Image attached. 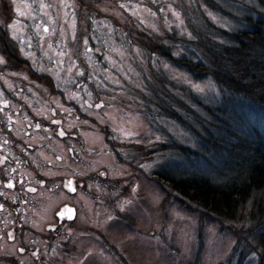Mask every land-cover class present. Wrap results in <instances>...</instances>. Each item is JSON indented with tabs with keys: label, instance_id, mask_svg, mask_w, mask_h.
Returning <instances> with one entry per match:
<instances>
[{
	"label": "rangeland",
	"instance_id": "rangeland-1",
	"mask_svg": "<svg viewBox=\"0 0 264 264\" xmlns=\"http://www.w3.org/2000/svg\"><path fill=\"white\" fill-rule=\"evenodd\" d=\"M215 1L227 9V16L211 10L205 0H0V29L6 31V40L11 44L5 50L0 41V76L6 83L3 100L8 101L11 111L16 106L21 108L20 116L28 118L30 124L36 120L37 113L42 115L43 130L35 132L48 137H43L46 147L40 155L44 158L34 159L45 162L46 167L52 163L57 167L41 170L22 164L26 168L5 177L0 171L3 198L0 203L9 199L18 201L17 212H9L0 219V231L7 226L10 228L13 225L10 221L15 222V237L10 241L7 237L0 238L3 254L11 260L14 256L17 264H43L41 260L35 262L31 250L22 254L18 250L33 246L39 247L41 252L48 231L55 225L64 233L58 239L51 236L57 245L65 241L64 264H125V261L127 264H193L199 261L217 264L225 261L235 247L237 236L225 227L213 225L217 221L210 225L195 224V214L190 216L183 209H176L178 205L173 202L169 203L172 205L166 215V211L161 213L158 208L161 190L149 178L150 172L159 169L178 173L195 165L207 172L208 161L201 159L196 163L190 161V165L183 162L172 165L167 159H181L179 151L162 147V143L176 140L196 150L200 141L168 117L149 121L134 110L133 99H126L132 97L134 67L138 70L143 67L133 58L138 55L143 61L146 59L147 64L151 60L150 64L160 65L167 76L178 85L198 92L206 103L223 105L221 91L209 77L195 81L191 75L171 65L167 57L151 58L146 49L129 47L124 41L125 30L133 28L135 21L153 32L157 39L168 32L187 38L188 41L174 45L173 50L178 54L185 52L186 43L195 39L196 34L192 32L195 25L200 37L210 26L208 20L213 27L236 30L241 28L238 22L248 11L245 4H256L255 0ZM91 5L102 15L96 12L91 18L89 12L94 11ZM118 23L124 30L116 25ZM207 31L212 32V29L207 28ZM0 35L3 36L1 32ZM10 47L18 57L28 61L30 67L13 61ZM44 73L52 77L65 98L54 95L47 81L37 77V74L45 77ZM134 77L144 82L139 72ZM191 104L197 109L194 102ZM60 115H63L61 126L69 134L65 138L58 136V127L48 119ZM23 118L18 117L17 121L23 122ZM28 138L22 142L24 146L30 148L29 143H38L37 137ZM124 142L141 145L140 149L144 150L145 146L160 142L161 151L154 153L164 156L152 162L146 158L145 164L149 166L145 167L139 158L133 161L138 152L122 148ZM112 145L120 150L121 156L112 152ZM21 149L13 148V155H19ZM51 150L54 152L50 153ZM21 157L23 163L34 162L27 155ZM216 159L214 155L208 158L209 163L221 166L222 161ZM129 160L134 164H128ZM102 174L107 175L110 186L106 187V182L101 180ZM8 177L13 185L19 184L20 179L23 181L16 193L4 189V180ZM72 179L73 193L68 185ZM107 188L112 189L111 193ZM35 190L37 193L29 194ZM92 194L97 197L94 201ZM64 204L77 208L74 222L57 219L56 211ZM133 217L136 218L135 226L133 222L130 224ZM48 255L44 254L46 258ZM59 261L56 264H60ZM244 264H257V259L252 255Z\"/></svg>",
	"mask_w": 264,
	"mask_h": 264
},
{
	"label": "trees",
	"instance_id": "trees-1",
	"mask_svg": "<svg viewBox=\"0 0 264 264\" xmlns=\"http://www.w3.org/2000/svg\"><path fill=\"white\" fill-rule=\"evenodd\" d=\"M205 1L218 15L225 17L229 13L215 0ZM255 2L256 4H245L248 11L238 22L241 28L236 30L217 25L213 27L208 20L210 26L205 28L204 34L200 37L197 34L198 26L195 25L192 31L196 34L195 39L186 43L185 52L179 51L178 54H175L173 47L188 41L185 37L179 38L176 34L168 32L167 35L161 34L158 38L165 37L157 39L153 32L150 33L143 26H138L135 21L133 28L125 30L124 41L127 46H141L149 51L151 58L167 57L171 65L185 71L195 81H203L209 77L221 91L220 102L225 106L206 103L198 92L193 91L189 86L178 85L175 80L167 76L160 65L150 64L151 60H148L149 64H147L146 59L143 61L140 56L134 55L133 58L139 60L143 67L140 70L134 67L132 71L134 82L130 92L132 97H126L129 101L133 99L134 110L149 121L154 122L157 117L158 119L168 117L179 123L194 139L200 141L196 150L176 140L170 144L162 143V147L179 151L181 159H178V156L175 157L177 161L167 159L173 162L172 165H178L181 162L190 165V161L196 163L201 159L208 161L207 172L199 170L195 165V167L179 170L178 173L159 169L150 172L149 178L161 190L162 197L158 205L161 213L172 205L169 203L173 202L178 205L176 209L181 208L190 216L195 214L197 217V221H193L195 224L210 225L217 221L213 225H220L222 229L225 227L237 236L235 247L229 256L225 261L217 264H244L252 255L256 257L257 264H264V0H255ZM91 8L95 11L89 12L91 18L95 17L96 12L102 15L96 9L97 7L91 5ZM229 17H231L230 14ZM116 25L122 26L124 30V26L120 23ZM207 28L212 29V32L207 31ZM0 32L3 34V36L0 35L1 47L6 50V47L11 44L6 40V31L1 28ZM9 51L11 56H14L13 61L21 62L23 67H30L28 61L18 57L13 47H10ZM138 72L144 77V82L140 83L134 77V74ZM44 74L45 77L40 74H37V77L44 82L47 81L55 92L54 95L64 97L63 92L57 89V83L52 77L47 73ZM192 102L197 109L191 107ZM59 111L58 113L61 114V110ZM49 118L53 126L58 127V136L62 138L69 136L68 131L61 126L63 115ZM43 120L44 118L39 119L38 129L43 128L41 124ZM155 125L157 124H152L154 127ZM49 126H45L44 129ZM34 135L38 143H29L30 148L20 145L24 150L29 148L27 156L34 161L32 165L41 170L57 168L56 164L52 163L46 167L45 162L34 159V157L40 160L44 158L40 155L46 147L43 137H48L43 133L44 136L39 135L41 138L39 140V136L36 133ZM107 143H109L108 139ZM121 145L122 148L138 152L139 155L135 156L133 161L139 158L143 166L146 165V158L152 162L164 156L163 153L161 155L154 153V151H161L158 148L161 145L160 142L151 147L145 146V150L140 149L141 145L131 142H124ZM111 148L112 152L121 156L120 150L115 145ZM52 150L49 152L53 153ZM210 155L222 161L221 166L217 163H209ZM133 161L129 160L128 164L133 165ZM142 171L141 167L140 172ZM102 175L104 177L101 176V180L106 182V187L110 186L107 175ZM48 187L49 184L46 185V188ZM111 190L107 188L109 193ZM91 197L93 201L97 198L93 194ZM132 222L135 226V217L130 220L131 225ZM53 228V230L52 227L50 228L44 240L43 253L50 252L53 255V251H57L54 257V264H56L58 259L66 256V252L65 241L57 245L53 241L54 238L53 240L51 238L56 234L58 239L64 233L62 234L55 225ZM200 234H203V228ZM73 246L76 247V244ZM2 258L7 264H16L8 257ZM52 260L53 258L48 256L47 262L42 259V263L53 264ZM124 263L127 264L126 261ZM193 264H201V261Z\"/></svg>",
	"mask_w": 264,
	"mask_h": 264
},
{
	"label": "flooded vegetation",
	"instance_id": "flooded-vegetation-1",
	"mask_svg": "<svg viewBox=\"0 0 264 264\" xmlns=\"http://www.w3.org/2000/svg\"><path fill=\"white\" fill-rule=\"evenodd\" d=\"M3 76H0V171L3 172V177L8 176L9 174L13 173L16 174L18 170H21L25 165L21 166L22 164H26L28 168L31 169H37V167L32 165V163H23L21 162V159L23 155H27L28 151L21 149L19 152V155L14 156L12 153L13 148L21 147L20 145H23L22 142L25 141L28 137L36 138L34 135L38 130L39 125V119L42 118V115H39L36 110H33L34 114H36L34 117L36 120L33 121L31 124L28 122V118H23L22 115L20 116V109L17 108V106L11 111L10 110V105L8 101L3 100V93L6 89V83L4 82V79L2 80ZM19 104V103H18ZM20 107V104H19ZM31 109V108H30ZM32 110V109H31ZM20 117L21 119L23 118V122L17 121V118ZM52 118V117H51ZM51 120L50 118H48ZM47 119V120H48ZM52 121V120H51ZM22 123L26 126H23ZM54 123V122H53ZM52 124V122H51ZM53 125V124H52ZM26 168V167H25ZM22 180L20 179V183L17 185H13L11 182V179L8 177V179L5 181L4 180V189H9L11 192H17V188L19 186H22ZM11 185V186H9ZM38 190L35 191H30V194L34 195L37 193ZM0 198H2V195H0ZM17 200H5L3 203H0V219L3 220L4 216H7L9 212H17L16 205H17ZM34 202V201H32ZM19 217V216H18ZM13 225L9 228L8 226L4 228V230L0 231V238L3 239V237H7L9 241L13 239L14 232H15V222L10 221ZM18 224L20 225L21 222L18 221ZM54 228H52L53 230ZM58 229V228H57ZM55 237L57 235L55 234ZM39 247H27V248H22L18 250L19 254H22L24 252H27V250H31V255H33V258L35 261L39 263V261L43 259L44 262H47V258L44 256L43 250L40 252ZM4 252V251H3ZM55 253H58L57 251H53V255L49 252L48 256L53 258L52 263L54 264V257ZM5 255L0 251V264H6V262L3 260L2 256ZM12 256V255H11ZM10 257V256H7ZM13 263L17 264L16 258L13 256L12 258ZM35 263V262H34ZM60 264H64L63 258L60 259L59 261Z\"/></svg>",
	"mask_w": 264,
	"mask_h": 264
},
{
	"label": "water",
	"instance_id": "water-1",
	"mask_svg": "<svg viewBox=\"0 0 264 264\" xmlns=\"http://www.w3.org/2000/svg\"><path fill=\"white\" fill-rule=\"evenodd\" d=\"M68 185L70 187L71 192L72 193L75 192V187H74L73 179L69 181V184ZM60 209L61 210L57 214L59 220H63V218H67V219L73 221L74 218L76 217L77 209L74 206L72 207L70 205H64Z\"/></svg>",
	"mask_w": 264,
	"mask_h": 264
},
{
	"label": "snow or ice",
	"instance_id": "snow-or-ice-1",
	"mask_svg": "<svg viewBox=\"0 0 264 264\" xmlns=\"http://www.w3.org/2000/svg\"><path fill=\"white\" fill-rule=\"evenodd\" d=\"M21 15H23V13H21ZM47 29H45V31H46ZM62 134V133H61ZM9 186H11V185H9ZM74 190V189H73Z\"/></svg>",
	"mask_w": 264,
	"mask_h": 264
}]
</instances>
